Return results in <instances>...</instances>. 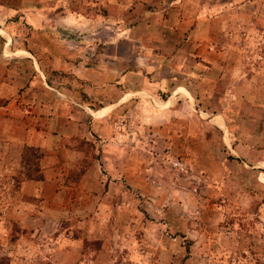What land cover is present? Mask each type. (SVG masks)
<instances>
[{
	"label": "rangeland",
	"instance_id": "rangeland-1",
	"mask_svg": "<svg viewBox=\"0 0 264 264\" xmlns=\"http://www.w3.org/2000/svg\"><path fill=\"white\" fill-rule=\"evenodd\" d=\"M63 5L58 17L72 18L65 38L82 44L83 66H90V43L96 41L98 54L112 59L117 75L131 67L130 58L148 50L206 61L209 73L205 78L197 67L193 95L188 94L193 113L186 114L180 103L177 127L165 111L175 97L167 91L144 94L150 107L145 119L152 123L126 162L129 178L121 176L120 151L112 163H93L89 140L91 157L72 174L76 182L88 174L83 191L46 226L23 228L9 219L0 225V264H264V176L227 148L218 128L221 59L241 68L248 79L243 89H253L251 95L264 103V0H64ZM74 20L82 26L75 27ZM141 70L144 76L169 71L156 63ZM178 91L187 93L183 87ZM249 107L241 123L247 135L255 115ZM9 185L0 178V216ZM23 233L28 240H18Z\"/></svg>",
	"mask_w": 264,
	"mask_h": 264
},
{
	"label": "crops",
	"instance_id": "crops-1",
	"mask_svg": "<svg viewBox=\"0 0 264 264\" xmlns=\"http://www.w3.org/2000/svg\"><path fill=\"white\" fill-rule=\"evenodd\" d=\"M63 4L64 0H0V178L11 183L2 192L9 201L1 206L5 216H0V225L9 219L23 228L43 227L56 218V210L72 206L74 193L83 191L89 180L88 174L81 182L72 178L91 157L86 151L89 140L93 163L99 159L112 163L121 152V176L129 178L126 162L131 152L139 151L135 147L152 123L145 119L150 107L144 94L171 93L175 99L165 111L171 126L177 127L180 103L186 114L193 113L189 95L197 67L205 78L209 73L204 70L210 68L206 61L200 65L191 57L155 56L148 50L130 58L131 67L117 75L112 59L98 54L96 41L90 43V66H83L82 44L65 38L72 18L58 17L65 11ZM73 25L80 28L82 23L74 20ZM154 63L168 66V76L154 72L144 76L141 66ZM246 80L238 65L221 59L218 128L227 148L243 154L264 176V103L251 95L253 89H243ZM179 87L187 93L179 92ZM245 105L255 113L248 135L241 128L242 115L248 113ZM153 114L154 121L158 115ZM21 239L28 237L23 233Z\"/></svg>",
	"mask_w": 264,
	"mask_h": 264
}]
</instances>
